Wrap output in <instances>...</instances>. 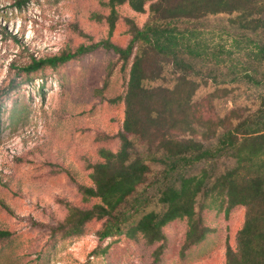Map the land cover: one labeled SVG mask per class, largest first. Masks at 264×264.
Masks as SVG:
<instances>
[{"label": "trees", "instance_id": "obj_1", "mask_svg": "<svg viewBox=\"0 0 264 264\" xmlns=\"http://www.w3.org/2000/svg\"><path fill=\"white\" fill-rule=\"evenodd\" d=\"M149 1L147 20L132 23L126 46L107 37L23 68L54 67L101 47L132 61L120 147L101 149L102 160L91 167L93 184L79 187L84 200L95 202L70 205L55 229L74 235L99 220L100 239L126 235L161 249L163 227L186 218L188 247L206 232V206L228 212L243 205L244 223L225 264H264V0H108L111 31L117 5L142 12ZM219 15L228 18L211 21ZM217 29L230 36V47L210 40ZM209 81L247 85L254 106L213 116L210 101L196 98Z\"/></svg>", "mask_w": 264, "mask_h": 264}, {"label": "rangeland", "instance_id": "obj_2", "mask_svg": "<svg viewBox=\"0 0 264 264\" xmlns=\"http://www.w3.org/2000/svg\"><path fill=\"white\" fill-rule=\"evenodd\" d=\"M149 5L142 12L128 3L117 5L111 31L108 0H0V231L10 233L0 236V264H225L228 246H236L243 205L228 212L206 206L201 211L206 232L188 247L186 218L163 227L161 249L126 235L100 239L99 220L74 235L55 229L70 205L95 202L84 200L79 187L93 184L91 167L102 160L101 149L120 147L122 97L132 61L101 47L54 67L23 68L34 58L107 37L126 46L132 23H145ZM210 40L225 47L232 43L218 29ZM196 98L203 105L209 100L213 116L222 117L255 102L247 85L211 81Z\"/></svg>", "mask_w": 264, "mask_h": 264}]
</instances>
